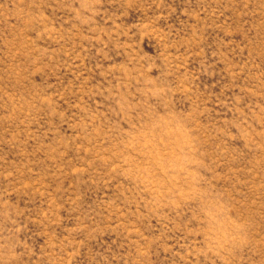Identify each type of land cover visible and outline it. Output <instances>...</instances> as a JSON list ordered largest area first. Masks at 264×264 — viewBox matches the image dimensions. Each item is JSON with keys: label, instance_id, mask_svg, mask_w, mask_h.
Returning a JSON list of instances; mask_svg holds the SVG:
<instances>
[{"label": "rangeland", "instance_id": "1", "mask_svg": "<svg viewBox=\"0 0 264 264\" xmlns=\"http://www.w3.org/2000/svg\"><path fill=\"white\" fill-rule=\"evenodd\" d=\"M0 264H264V0H0Z\"/></svg>", "mask_w": 264, "mask_h": 264}]
</instances>
